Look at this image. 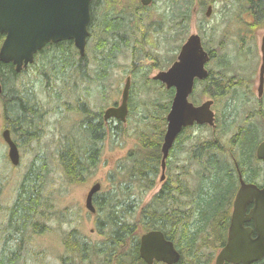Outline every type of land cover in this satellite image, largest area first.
Segmentation results:
<instances>
[{
  "label": "trees",
  "instance_id": "16d2710c",
  "mask_svg": "<svg viewBox=\"0 0 264 264\" xmlns=\"http://www.w3.org/2000/svg\"><path fill=\"white\" fill-rule=\"evenodd\" d=\"M110 2L113 4L112 2L115 1ZM185 2L183 4V0H171V10L176 6L175 13L182 11L183 6H187L188 0ZM249 2L256 12H264V0H249ZM91 5L93 7L92 2L90 8ZM97 17L94 18L95 22L92 23L91 28L100 36L95 47L100 57L94 75L96 80L100 81L104 80L111 61L121 51L122 46L128 45L130 35L135 36L141 26L145 29V24L135 19L134 15L112 17L110 13L105 12ZM153 24H156L157 32L160 31V22L153 20ZM1 39L0 35V43ZM50 46L53 47V56L45 58L46 64L43 68L49 66L48 73L54 79H42L45 91L49 101L52 99L60 101L62 97L70 99L73 96L70 88L77 79L81 78L83 82L93 81L91 77H94L88 73L86 66V55L80 57L70 40L48 44L45 49ZM133 50V66L142 57H149L148 52H140L137 41L133 45ZM152 66L156 68L154 64ZM41 72L43 75L46 74V70ZM134 73L135 68H133ZM19 75L14 71L11 63L0 62L2 126L10 130L18 148L23 147V141L39 140L42 137L45 117L50 110L48 103L39 99L32 87L22 85V81L16 83ZM208 80L209 87H213L219 95L228 91L231 81V79ZM237 81L239 82L240 79ZM164 93L165 102L161 103L157 99L154 103L159 112L147 113L145 117L147 126L136 137L137 146L128 152L116 168L115 174L111 175V187L95 195L94 224L104 238L98 243H91L79 237L75 231L67 233L63 239L66 252L61 258L63 264H91L94 257L98 259L99 264H145L138 254V239L142 233L150 230L161 231L165 238L174 242L181 256L177 264H208L211 258L201 257V249H199L201 246H207L208 243L198 244L201 233L210 234L207 230L208 226L212 231L213 248L219 250L224 245L231 201L237 189V178L234 165L227 158L223 148L229 144L232 150L241 152L239 164L242 165L241 159L245 160L249 157L259 133L255 127H244L225 142L219 134L220 128L217 127L215 134H211L200 144L193 142L186 148L187 159L186 165L181 169L183 172L181 178L167 179L158 192L143 204L142 199L154 188L160 169V146L166 125L165 116L173 95L171 90H165ZM75 98L77 108L83 116L77 127L78 135L73 137L71 133H65L66 135L63 134L59 138L56 159L67 180L83 181L96 168L101 155L102 142L109 134L108 128L111 131L113 128L102 120L103 111L98 113L90 111L87 101L80 97L79 93ZM129 99L131 102L130 95ZM63 105L69 109L67 102ZM190 129L193 128L183 129L182 135ZM188 137L189 135L184 138L182 136L181 143ZM47 171L44 157H36L32 161L30 170L24 178L27 186L23 189V196L16 210H11V221L14 223L20 221L23 227L33 218L32 215L37 213L39 205L36 198L37 190L43 186L40 183L41 178ZM193 178H197L196 184L192 183ZM193 191L197 192V198L194 199L192 206L187 207L180 197H190ZM194 216L197 218L195 223L192 222ZM252 264H264V257Z\"/></svg>",
  "mask_w": 264,
  "mask_h": 264
},
{
  "label": "rangeland",
  "instance_id": "374dc122",
  "mask_svg": "<svg viewBox=\"0 0 264 264\" xmlns=\"http://www.w3.org/2000/svg\"><path fill=\"white\" fill-rule=\"evenodd\" d=\"M95 1L97 4V0ZM110 1L100 0L98 2V5H96L98 8L97 16L105 12L114 13L113 9L116 11L119 7H123V11L132 12V9L136 8L139 3V0H114L113 4H110ZM208 4H212V10L210 16L206 17L205 10ZM171 8L172 5L169 0H158L148 11L150 14L149 21L156 20L161 24L160 31L157 32L158 28H156V24H153V28L148 30L149 32L145 37L141 38L144 47H140V52H148L149 57H142L133 66L132 55H134V50L132 46L136 44V41L142 35L140 31H137L135 36L130 35L128 45L122 46L121 51L112 60L104 80H96L97 78L94 76L98 65L97 60L100 57L95 47L100 36L95 35L90 38L85 50L86 66L88 73L94 78L91 77L93 79L91 82H83L81 78L77 79L73 87L70 88L73 95L70 99L62 97L60 101L56 99L49 101L44 88L42 79H54L48 73L50 72L48 70L49 66L43 68V65L46 64L45 58L53 56V47H49L40 53L36 57L35 63L16 78V83L22 81V85L32 87L36 96L48 103L50 110L45 117L42 137L39 140L23 141V147H19L21 159L17 166L11 165L7 156V145L0 135V222L2 225L0 229H5V222L8 221L11 210H16L23 196V189L27 186L24 178L30 170L32 161L36 157H44L48 168L47 173L41 178L42 181L40 183L43 186L37 190L38 196L36 198L39 201L37 213L33 214V218L24 224L20 233L22 249L21 251L19 250L21 254L18 256L23 258L15 259L13 264H63L61 258L66 253L63 239L71 231H75L79 237L82 235L83 239L91 243H98L104 238L96 230L94 224L96 216L85 208V196L91 185L96 182L100 184L101 191H106L111 187V175L115 174L116 168H118V165L127 156L128 152L137 146L136 137L147 126L145 125L147 113L155 114L159 112L154 104L157 99L161 103L165 102L163 97L167 89L159 82L154 81L152 76L158 70L166 69L170 66L176 58L179 46L190 33H199L207 45L216 50V61H213L211 65L213 68H216L215 62L220 57L225 56L226 59L232 62V65L228 68L229 72L247 76L248 79L241 80L249 82V92L251 89L253 91L252 97L254 98H251L246 103L243 102V99L242 101L240 100L246 92L241 87L236 90V93L232 94L231 99H229V96L217 98L215 108L218 119H223L224 113H230V104H233L234 110L237 111L235 118L238 122L242 120L246 112L257 109L255 93L260 64L258 44L257 46L255 44L256 49L253 44V51L250 56H245V54H242L241 49H238V39L234 38L236 29L233 20L238 22L241 6H237L233 0H194L193 4L189 6V11H187L189 19L186 21L184 31L178 25L179 19L176 17L178 11L174 12L176 6L173 10ZM221 42L222 47L220 46ZM250 43L254 42L251 41ZM256 43H258V39ZM153 64L156 68H153ZM133 68H135L134 74ZM42 70H46L45 75L42 74ZM215 70L218 71L219 69ZM228 70H226V73H228ZM128 75L131 76V91L129 93L131 102L128 99L129 111L131 112L130 114L128 112L127 121L121 123L115 119L109 120L106 124L112 127L113 131L108 128L109 134L102 142L101 155L96 168L83 181L67 180L59 166L58 159H56V147L62 134L71 133L73 137L78 135L77 127L83 116L77 108V99L75 97L79 93L80 97L87 101L86 104L90 111L95 113L102 112L108 106L120 101L121 92ZM59 85L57 84V86ZM57 86L56 89H58ZM200 93L199 87L196 89L194 97L199 98L200 101L207 99L206 96L200 95ZM248 98H250L249 95ZM64 102H67L69 109H66V106L63 105ZM262 103L264 104V97ZM226 118L229 120L233 119L232 114H228ZM256 120L255 123H252L253 125L258 123ZM2 125L0 108V132L3 129ZM211 132V128L208 126L194 127L183 135V138L189 135L185 145H190L193 142L197 143V140L209 137ZM230 133H232V130H229L226 133L227 136H223V138L229 137ZM258 133L260 137L264 136L262 127H259ZM185 153L183 152V158L180 155L179 160L182 161V164L186 162ZM172 167L174 168L175 165L173 164ZM164 182L159 180L158 175L154 188L143 197L142 203L148 202L153 193ZM22 183H24V186H22ZM192 183L196 184L197 178H193ZM196 195L197 192L193 191L190 197L183 196L180 197V200L185 202L187 207H190L193 205L194 199L197 198ZM192 222H197L195 216L192 218ZM207 230L210 234L201 233L198 240V244L208 243L207 246L199 248L201 249L200 255L204 258H211L208 264H214V257L218 249H214L212 246L210 226L207 227ZM2 235L6 237L8 235L7 231H1ZM12 238H18V235ZM3 245V238L1 237L0 251L3 252L5 250L7 252V250L10 251V248L12 249L11 244H7L9 247L5 249L2 248ZM9 256V254L3 257L0 255V258L2 257V263L0 264H5V258ZM91 264H99L98 259L94 257Z\"/></svg>",
  "mask_w": 264,
  "mask_h": 264
},
{
  "label": "water",
  "instance_id": "95a60500",
  "mask_svg": "<svg viewBox=\"0 0 264 264\" xmlns=\"http://www.w3.org/2000/svg\"><path fill=\"white\" fill-rule=\"evenodd\" d=\"M153 0H140L148 6ZM90 0H0V34L4 39L0 46V62L11 63L16 72L27 68L34 55L47 43L71 40L83 56L88 36L90 20ZM208 8V12H210ZM209 15V13L207 14ZM260 67V87L264 73V37ZM209 60L200 36L191 34L177 54L176 60L167 70L158 71L153 80L174 90L168 113L166 128L161 143V177L164 179L165 160L174 140L183 128L192 125L214 126L211 101L195 105L189 101L195 80L207 76L205 64ZM130 79L127 77L120 101L103 112V119L115 118L125 123ZM2 87L0 84V93ZM7 145V156L11 165L20 162V153L10 136L9 129L1 132ZM256 156L264 166V141L256 148ZM100 184H93L85 198V207L94 211L92 196L98 192ZM249 205H251L250 208ZM250 223V224H248ZM139 254L145 264L154 261L176 264L180 253L172 240L166 239L158 230L143 233L139 240ZM264 257V172L261 187L246 183L240 176L230 213L224 245L217 251L214 264H252Z\"/></svg>",
  "mask_w": 264,
  "mask_h": 264
},
{
  "label": "flooded vegetation",
  "instance_id": "af4514ba",
  "mask_svg": "<svg viewBox=\"0 0 264 264\" xmlns=\"http://www.w3.org/2000/svg\"><path fill=\"white\" fill-rule=\"evenodd\" d=\"M158 0H153L151 2V4H149V6H143L140 4V0L138 3V6L135 8H133L132 12H126L123 11V7L122 8H118L116 11L113 9L114 13H110V15L112 17L114 16H122V15H134V18L137 20H141V23L144 22L145 24V29L139 28L138 31H140L142 33L140 39L137 40V44L140 47H144L141 38L145 37V35L149 32L148 30L152 29L153 27V21H149L150 18V14L148 13V11L154 6V4L157 2ZM232 1V0H231ZM236 2L237 6H241L240 8V16L238 18V22L236 20H233L234 22V27H235V32H234V38L238 39V45L239 48L241 49L242 54H245V56H250L251 52L253 51V44L254 47L256 49V46L258 44V50H259V54H260V64H259V69H258V77H257V86H256V97H257V109L253 110V111H249L248 113L246 112V114L244 115V117L242 118V120L240 122L236 121L235 118V114H237V111L234 110L233 108V104L231 105V109L229 110L230 113H224V117L223 119L219 120L218 119V114L216 113V108H215V103L217 101V98H221V97H226L229 96V99H231L232 94L236 93V90H238V88H243L246 92L244 93V96H242V98L240 99L243 102L246 103L248 100H250L253 96V91L251 89L250 90V85L249 82L247 81H242L241 79H248L247 76H242V75H237L234 73H230L228 68L230 67V65H232L231 60L226 59L225 56L220 57L219 60L217 62H215V67L213 68L211 65L213 63V61H216V50L214 48H212L211 46L207 45L203 39V37L199 34V33H190L185 40H183V42L181 43V45L179 46V50L180 51L181 47L183 46V44L187 41L188 37L191 34H197L200 36L201 39V43L202 46L204 48V50L208 53L209 56V60L206 62L205 64V69L207 71V76L205 78H202L201 80H195V84H194V88H193V92L190 94L189 96V101H191L193 104L195 105H200L201 103L205 102V101H211V110L214 113V126L210 127L206 124L203 125H192L189 126L188 128H194L196 127H210L211 128V134H215V130L217 129V127L220 128L221 133L219 132V134H221L222 139L226 142V140H228L230 137H232L233 135H235V133H237V131H239L241 128L244 127H255L257 129V131L259 130V127L263 128V132H264V104L262 103L263 97H264V73H263V77H262V84L260 87V67L262 64V58H263V51L261 50V46H262V40L264 37V12H256L253 7L251 6L249 0H241L240 2L237 0H233ZM91 2L93 3V7L91 5L90 8V20L88 23V37H87V44L90 40V38H92L91 36L93 35V37L95 35H99V33L95 30L92 29V23L94 24L95 19L97 17V6L98 2H100V0H97V4L95 0H91ZM169 2H171V0H169ZM194 0H188L187 2V8L185 7V5L183 6V10L179 11L176 15V17L179 19V28L182 29L184 31V29L186 28V21L189 19L188 15L189 13H187V11H189V6L191 4H193ZM186 3L185 0H183V4ZM198 4H200L198 2ZM208 8H210V12H208ZM239 9V8H238ZM92 10V13H91ZM212 10V4H208L205 10V16L209 17L210 13ZM238 12V10H237ZM109 13V12H108ZM209 13V15H207ZM231 20V22H232ZM97 22V21H96ZM230 22V24H231ZM143 30V31H142ZM258 39V43H256V40ZM254 42V43H250V42ZM256 44V46H255ZM220 46L222 47V42L220 43ZM51 47V46H50ZM46 46L40 50L36 57L44 52L46 49ZM49 47H47L48 49ZM121 48V47H120ZM119 48V49H120ZM133 48V46H132ZM177 52V54H178ZM244 56V55H243ZM116 57V56H115ZM114 57V58H115ZM113 58V59H114ZM177 58V55H176ZM176 58L172 61L174 62L176 60ZM246 60V59H245ZM35 62V60H34ZM34 62L32 64H34ZM112 62V61H111ZM32 64H30L27 68L22 69L21 72H19V74H21L22 72L26 71ZM171 65V64H170ZM215 69H219L218 71ZM226 70H228V73H226ZM15 71V69H14ZM127 77H129V79H131V76L128 75ZM126 77V79H127ZM208 79H231V81H229V85H228V91L225 92L222 95L217 94L216 91H214L213 87H209V80ZM233 79V80H232ZM237 79H240V81L238 82ZM200 87L201 93L200 95L206 96L207 99L205 100H199V98H195V91L197 88ZM172 90L173 89H169ZM248 95L250 96V98H248ZM239 96V95H238ZM237 96V97H238ZM116 103H113L111 106H116ZM228 114H232V118L233 119H227V115ZM115 118H111L109 120H112ZM257 119V120H256ZM102 120L104 121V123L106 122L103 117ZM255 120L258 121V123H256V125H253L252 123H255ZM119 121V120H118ZM237 123V124H236ZM253 126H251V125ZM235 126V127H234ZM234 127V128H233ZM218 128V129H219ZM232 130V133H230L229 137L223 138V136H227L226 133L228 131ZM182 131L178 134V136L176 137V139L173 142L172 147L169 150L168 156L165 160V170H164V180L163 181H167V179H174V180H178V178H181L182 175V171L181 169H183V167L186 165V162H184V164H182V161H180V155L183 158V152H187L186 148L190 145H185V141L183 143H181V141L183 140L181 137L182 135ZM264 134V133H263ZM182 135V136H181ZM209 136V137H210ZM207 138V137H206ZM200 139L197 140V144H200L202 141H204V139ZM217 138V136H216ZM260 138V139H259ZM163 139V138H162ZM258 140H256V144L255 146L252 148L249 157H247V159H241V163L242 165L239 164V157H241V152L234 151L231 149V146H229V144L223 148V151L227 154V158L231 161V163L234 165V169H235V176L237 178V189L239 187V179L240 176L242 177V179L244 180V182L246 183H253L255 185H257L258 187H261L263 184V172H264V166H263V162L262 160L258 159L256 156V148L259 145L260 142L264 141V136H258L257 137ZM219 145V142L217 143ZM186 154V159H187V153ZM198 156V155H197ZM201 155H199L200 157ZM173 164L175 165V167L173 168ZM172 170V171H171ZM175 173H174V172ZM159 177L161 175V162H160V169H159ZM160 189V188H159ZM158 189V190H159ZM236 189V191H237ZM158 190L156 192H158ZM235 191V193H236ZM100 192H104L101 191V188L99 189L98 192L94 193L92 196V204L94 206V199H95V195L100 193ZM155 192V193H156ZM154 194V193H153ZM235 196V194H234ZM234 199V197H233ZM233 199L231 201V206H232V202ZM251 205H249L248 208H250ZM94 211H89L92 214H96V208L94 207ZM42 215H44L43 213H41ZM8 221L5 222V229H0V238H3V247L2 248H6L9 247L8 245L11 244L12 245V249L10 248V251L7 250V252H5V250L3 252L0 253V255H2V257L4 255L9 254V257L5 258V264H13L15 259H21L23 257L18 256L21 254V249H22V242H21V237H20V233L22 232V222L21 223H14L13 221H11L10 216L9 219H7ZM250 224V223H248ZM34 225V224H33ZM0 227H2L1 222H0ZM7 231L8 235L5 237V235L1 236V231ZM14 230V231H13ZM99 233V232H98ZM146 233V232H144ZM143 234V233H142ZM141 234V235H142ZM18 235V238L13 239L12 237ZM140 235V236H141ZM140 236L138 239V254H139V240H140ZM165 236V235H164ZM81 238L82 235L80 236ZM167 239V238H166ZM7 240H9V242H7ZM11 240H13V242H11ZM86 240V239H85ZM87 241V240H86ZM8 244V245H7ZM20 250V251H19ZM140 256V254H139ZM2 257L0 258V263H2ZM141 258V257H140ZM179 262V261H178ZM177 262V263H178ZM176 263V264H177ZM153 264H163L161 262H156L154 261Z\"/></svg>",
  "mask_w": 264,
  "mask_h": 264
},
{
  "label": "bare ground",
  "instance_id": "6f19581e",
  "mask_svg": "<svg viewBox=\"0 0 264 264\" xmlns=\"http://www.w3.org/2000/svg\"><path fill=\"white\" fill-rule=\"evenodd\" d=\"M74 125H75V124H74ZM66 134H67V133H66ZM66 134H65V135H66ZM62 135H63V134H62ZM40 185H41V184H40ZM76 247H77V246H76ZM70 248H71V247H70ZM89 249H90V248H89ZM89 255H90V254H89ZM91 258H92V257H91Z\"/></svg>",
  "mask_w": 264,
  "mask_h": 264
}]
</instances>
